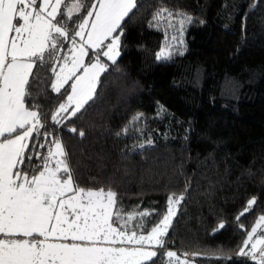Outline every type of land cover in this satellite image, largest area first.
I'll use <instances>...</instances> for the list:
<instances>
[{"label": "trees", "instance_id": "obj_1", "mask_svg": "<svg viewBox=\"0 0 264 264\" xmlns=\"http://www.w3.org/2000/svg\"><path fill=\"white\" fill-rule=\"evenodd\" d=\"M161 9L173 16L154 21ZM177 13L192 17L184 41L157 59L181 26ZM123 30L95 101L60 125L48 120L47 131L81 187L111 188L121 209L150 213L144 233L169 196L183 195L155 264H167L166 251L198 264H256L238 253L264 215V0H137ZM63 99L49 90L37 103L50 115Z\"/></svg>", "mask_w": 264, "mask_h": 264}, {"label": "snow or ice", "instance_id": "obj_2", "mask_svg": "<svg viewBox=\"0 0 264 264\" xmlns=\"http://www.w3.org/2000/svg\"><path fill=\"white\" fill-rule=\"evenodd\" d=\"M134 9L137 0H0V264H155V249L165 247L172 206L183 195L169 196L166 212L145 234L141 221L150 213L121 209L111 188L81 187L62 141L46 128L48 120L60 125L95 101ZM164 14L173 16L161 9L153 20ZM176 15L181 27L192 21ZM171 56L162 49L157 59ZM49 90L64 97L50 115L37 103ZM255 203L253 197L241 215ZM260 227L264 215L238 253L256 264H264V234L254 241ZM160 254L167 264H188L176 252Z\"/></svg>", "mask_w": 264, "mask_h": 264}, {"label": "rangeland", "instance_id": "obj_3", "mask_svg": "<svg viewBox=\"0 0 264 264\" xmlns=\"http://www.w3.org/2000/svg\"><path fill=\"white\" fill-rule=\"evenodd\" d=\"M38 2H39V0H38ZM184 34H185V29L183 28V26H182V27L180 26L179 29H177V30H176L175 32H173V33H168L167 38L169 39L170 45L167 46V47H166L165 49H163V50H166V51H170V52H171L172 49L174 50V49L178 48V47L180 46L179 44H182L183 41H184V38H183ZM173 37H175V39H173ZM119 52H120V50H119ZM117 58H118V57H117ZM102 59H105V58H102ZM69 83H71V81H70ZM178 205H179V203H178V204H174V205L172 206V207L174 208L175 215H176L177 210H178ZM175 215L171 218V224H172V221H173ZM256 222H257V221H256ZM171 224H170V226H171ZM254 226H256V223H255ZM254 226H253V227H254ZM169 228H170V227H169ZM257 230H260L261 233L264 234V227H260V228H258ZM145 234H146V233H145ZM258 238H259V237L254 238V241H255V239H258ZM254 241H253V242H254ZM249 247H250V245H249ZM155 250H156V249H155ZM173 252H176V251H173ZM176 253L180 256V261H181V262L187 260V261H188V264H198L197 262H195V261L191 258V254H190V253H187V252H176ZM184 254H187V256H185Z\"/></svg>", "mask_w": 264, "mask_h": 264}, {"label": "crops", "instance_id": "obj_4", "mask_svg": "<svg viewBox=\"0 0 264 264\" xmlns=\"http://www.w3.org/2000/svg\"><path fill=\"white\" fill-rule=\"evenodd\" d=\"M260 235H262L260 230H257V233L255 234L254 238L260 237Z\"/></svg>", "mask_w": 264, "mask_h": 264}]
</instances>
